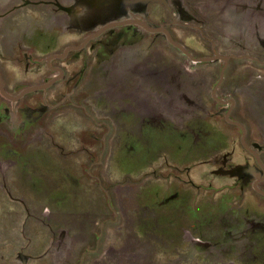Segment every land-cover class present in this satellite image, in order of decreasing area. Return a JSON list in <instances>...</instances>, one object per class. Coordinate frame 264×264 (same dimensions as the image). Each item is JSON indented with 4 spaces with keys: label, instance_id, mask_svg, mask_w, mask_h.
<instances>
[{
    "label": "rangeland",
    "instance_id": "374dc122",
    "mask_svg": "<svg viewBox=\"0 0 264 264\" xmlns=\"http://www.w3.org/2000/svg\"><path fill=\"white\" fill-rule=\"evenodd\" d=\"M61 1L80 10L62 15L79 32L118 13L116 0ZM169 1L181 22L208 24L221 54L252 51L264 60V0ZM21 3L0 0V15ZM24 11L0 18V73L13 97L51 78L50 70L32 72L40 53L60 54L78 43L39 17L43 33L32 36ZM5 23L10 28L3 32ZM175 33L195 58L210 53L196 32ZM114 42L107 34L93 40L83 63L69 65L83 52L54 61L68 64L75 77L67 82L17 102L0 94V264H264V197L247 193L240 200L237 192L215 187L230 181L219 171L226 173L234 146L216 152L228 143L221 134L239 140L223 118L214 124L204 116L224 112L210 100L222 64H190L165 41L116 54ZM139 49L152 51L140 57ZM96 58L104 68L89 75ZM133 66L143 69L137 90L158 102L159 119L121 120L118 100L131 87L123 76ZM227 76L220 92L238 98L237 115L264 153V67L232 62ZM96 99L97 107L106 105L104 114H95ZM245 156L231 163H246ZM244 217L256 229L245 231Z\"/></svg>",
    "mask_w": 264,
    "mask_h": 264
},
{
    "label": "flooded vegetation",
    "instance_id": "af4514ba",
    "mask_svg": "<svg viewBox=\"0 0 264 264\" xmlns=\"http://www.w3.org/2000/svg\"><path fill=\"white\" fill-rule=\"evenodd\" d=\"M146 0H116L114 1L113 5L115 6V9L118 11V13L115 16L110 17L108 16L107 19H105L102 23H99L98 25H90L87 28L83 29V31L79 32L76 31L71 23L64 22L63 21V14H69L74 13V15H80V10H73L72 5H66L61 0H22L21 4H17L14 7H12L11 10L8 12L0 15V18H3V20H10L8 19L11 15L14 13L20 12L21 10H25L24 13V19L28 22L27 25H29L31 28L29 29L31 35H34V31L36 30L37 34H41L43 32H40L38 27L41 24L42 21H36V18L39 17V19H43L44 23H50L51 29L50 30H56L60 29L61 33L66 32L68 36L70 37H76L78 40V43H76L74 46L68 47L64 52L60 54H52L49 52H42L40 53L39 59H34L33 63V74H42L47 73L48 70L51 72V78L47 81L46 84H43L39 87H33L28 88L34 89V88H43L46 87V89H38L36 91H46L53 85H55L57 82L60 81H68L71 80V78L75 77L72 72L70 71L68 64L67 65H53L54 61H65L66 58L72 53V52H78L81 53V56L78 59H73L70 61L69 65L72 63H83L84 57H86V53L88 52V46L89 44L101 36L107 34V37L109 39L114 40V44L119 43L120 47L116 50V54L120 52L121 48H128V47H134L135 45H140L142 42H148V48L153 49L155 44L161 43L162 41H165L167 46L170 48L171 51H176L178 54L182 55L187 59V61L195 66L198 64H209V65H215L218 63H221L222 66L220 68L219 77L216 83L214 84V88L212 90L210 100L215 106L221 107L224 112L217 113L213 112L210 113L209 111L204 112V116L206 120H210L211 123L217 124L219 121L217 118H223L224 124L227 126L232 127V130H234L237 134H239V140H233L232 136H228L224 133L221 134V137H226L228 143L226 145H220L218 146V150L216 152L221 153L222 150H226L227 148H230L231 144L234 142V146L228 154V157L226 158L225 166L224 168L227 169L226 173H223V167L220 168L219 174L221 175V178L224 179H230V181H226V183L222 184L221 186H215L217 189L220 190H228L229 192H237L238 199L242 200L246 197L247 193H252L258 196L264 197V195L260 194L257 190L264 192V153L263 148L261 146L256 145L255 143H252L250 138V132L247 127V125L244 123V121L237 115L239 111V101L237 97H231L230 95L225 94L224 92H220V90L224 89V86L227 82V75L229 72V69L232 66V62H243V61H249L253 63V65L258 67H264V60H261L257 56L253 54V52L249 51L251 54H221L218 50V42L214 41L211 36L208 34V29L210 27L208 24H205L203 21L195 20L193 24H185L181 22V20L177 17L174 7L171 5L169 0H164L166 4L151 0L149 2H145ZM150 9V11H149ZM28 14H27V13ZM132 12V13H130ZM60 14V15H59ZM124 15V16H123ZM166 15L167 19H162V17ZM33 23H32V22ZM133 22L137 21L145 26L151 28V29H158L163 28L168 31L172 39L179 45H181L187 52H189L194 57V52L192 49L189 48V45L185 42L179 40L176 37L175 28L177 29H183V30H190L193 32H196L199 37L200 41L206 44L211 45L210 53L207 54L205 57L195 58V59H201V58H214L216 55H219L221 57L227 58V65H225V62L223 60H214L211 62L206 63H195L192 62L185 54L170 44V42L167 39V36L164 33H152L144 29L141 25L129 23L124 24L120 26H114L111 28H108L104 30L106 27L116 24V23H125V22ZM74 23V22H73ZM5 23L3 32L7 31L10 28V24ZM35 24V25H34ZM75 24V23H74ZM77 24V23H76ZM91 24V23H89ZM201 25L200 28L197 25ZM79 25V24H78ZM116 28H128V30H123L124 33H114V29ZM52 30V31H53ZM104 30V31H102ZM129 30L131 32H129ZM33 31V33H32ZM102 31V32H101ZM113 31V32H112ZM127 31V32H125ZM101 32V33H100ZM136 32V33H133ZM145 33L147 35H144L142 33ZM109 33V34H108ZM149 35V36H148ZM151 35V36H150ZM158 35V36H157ZM32 36H28L29 39L32 38ZM157 36V37H155ZM159 36H162L159 37ZM20 48V45L17 46ZM206 47V46H205ZM29 49V48H25ZM30 50V49H29ZM87 50V52H86ZM140 51V52H139ZM152 50H145L142 49L137 50V55L140 57H144L149 55V53ZM4 52V51H1ZM144 52V53H143ZM24 53L28 56V51H24ZM43 54L44 56H42ZM2 55V53H1ZM94 61L95 65L91 66L89 71L87 72L89 75L91 74L92 70L94 68L100 69L104 68L102 63L105 61H100L98 58ZM47 66L50 68L48 69ZM36 67V68H35ZM141 67L133 66L130 67V70L125 69V74L123 76V79L125 80L127 77V82L131 83V87L129 88H122L123 91H121V98L118 100L120 108H121V114L122 119L127 117H141L143 118H155L159 119L160 114V106L158 105V102L153 101L151 98L142 99L141 93L137 90V87L139 88V85H141V82L139 79L143 80V75L139 74V71H141ZM223 73V75H222ZM122 74V72L120 73ZM94 76V74H93ZM148 78L152 82H156L157 78L155 77L153 72H149L147 74ZM221 76L223 77L221 80ZM2 85L4 87V83L1 77ZM156 78V79H155ZM123 80V81H124ZM138 81V83H137ZM88 83V80L85 81V85ZM137 84V85H136ZM84 85V84H83ZM84 85V86H85ZM222 87V88H221ZM5 89V87H4ZM25 90V91H26ZM24 91V92H25ZM33 91V92H36ZM6 92V90H5ZM23 92V93H24ZM7 93V92H6ZM22 93V94H23ZM32 93V92H29ZM1 94V92H0ZM20 95L18 97L16 96H10V98H17L16 101H13L9 98L4 97L2 94L1 96L4 97L7 100H10L12 102L19 101L24 95ZM98 94H101L100 92ZM97 95V94H96ZM95 95V96H96ZM53 98H56L53 96ZM84 101H86L84 99ZM97 99H96V113H100V109L105 108V104L103 106L97 107ZM105 105V106H104ZM99 109V110H98ZM104 114V113H102ZM108 115V114H106ZM204 121V120H203ZM207 122V121H206ZM230 122H234L242 126V128L245 131V135L243 137V130ZM212 133H215L214 130H210V135ZM236 136V135H235ZM218 137V136H217ZM219 140V138H218ZM251 141V143H249ZM224 147V148H222ZM240 153H244L246 158V163L243 164H237L233 165L231 161L233 160V157H239ZM243 156V155H242ZM223 164V163H222ZM3 169V167H2ZM186 172H189L187 170ZM229 176L228 178H225ZM45 214V213H44ZM244 220L246 221L244 223H250L249 227L245 231L256 229L257 223H255L252 218L244 217ZM243 226V225H242ZM241 226V227H242ZM190 238V237H189ZM191 243L197 242L203 244V242L192 238L189 239ZM193 241V242H192Z\"/></svg>",
    "mask_w": 264,
    "mask_h": 264
},
{
    "label": "water",
    "instance_id": "95a60500",
    "mask_svg": "<svg viewBox=\"0 0 264 264\" xmlns=\"http://www.w3.org/2000/svg\"><path fill=\"white\" fill-rule=\"evenodd\" d=\"M149 1H151V0H146L145 2H149ZM156 1H159V2H162V3L166 4V2H165L164 0H156ZM129 23H134V24L141 25L144 29H146L147 31L152 32V33H164V34L167 36V39H168V41L170 42V44H172L173 46H175L176 48H178L179 50H181V51L185 54V56H187L192 62H195V63H206V62H211V61H214V60H223V61L225 62V65H227V61H228V59H227V58H224V57H221V56H219V55H216L214 58H201V59H195V58H194L189 52H187V51H186L181 45L177 44V43L172 39V37L170 36V34L168 33V31L165 30V29H163V28L151 29V28L145 26L144 24H142V23H140V22H137V21L130 22V21H129V22H125V23H116V24H112V25L106 27L104 30H106V29H108V28H111V27H114V26H120V25H124V24H129ZM104 30H102V31H104ZM102 31H101V32H102ZM101 32H100V33H101ZM222 75H223V73H222ZM222 78H223V77L221 76V80H222ZM38 89H46V87L29 89V90H26L22 95H24V94H26V93H29V92L36 91V90H38ZM0 92H1V94H2L4 97H6V98H9V99H11V100H13V101H16V100H17V98H13V99H12V98H10V97L7 95V93L5 92V89H4L3 85H2L1 78H0ZM230 123L239 126V127L243 130V137H244V135H245V131H244V129L242 128V126H240L239 124L234 123V122H230ZM257 191H258L260 194L264 195V192L259 191V190H257Z\"/></svg>",
    "mask_w": 264,
    "mask_h": 264
}]
</instances>
